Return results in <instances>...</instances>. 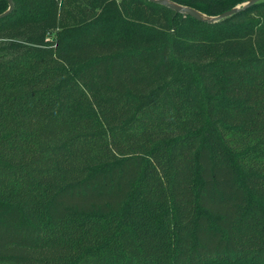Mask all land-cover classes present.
<instances>
[{
    "label": "trees",
    "instance_id": "obj_1",
    "mask_svg": "<svg viewBox=\"0 0 264 264\" xmlns=\"http://www.w3.org/2000/svg\"><path fill=\"white\" fill-rule=\"evenodd\" d=\"M12 2L0 264H264V0Z\"/></svg>",
    "mask_w": 264,
    "mask_h": 264
},
{
    "label": "water",
    "instance_id": "obj_2",
    "mask_svg": "<svg viewBox=\"0 0 264 264\" xmlns=\"http://www.w3.org/2000/svg\"><path fill=\"white\" fill-rule=\"evenodd\" d=\"M152 1L161 3V4L165 5V6L173 9L176 12H181V13H184V14H190V15L194 16L197 19H201V20H206V21L212 22V21L219 20V19H221L223 17H226V16L236 12L240 8L246 7V6L252 4L253 2H255L257 0H245V1L241 2V3H238V4L234 5V6H232L231 8L226 9V10H224V11L218 13V14H215V15L206 14V13H204V12H202V11L192 7V6L181 4V3H178V2H176L174 0H152ZM7 2H8L7 9L2 11L0 13V16H3L4 14L8 13L13 8L12 0H7Z\"/></svg>",
    "mask_w": 264,
    "mask_h": 264
}]
</instances>
